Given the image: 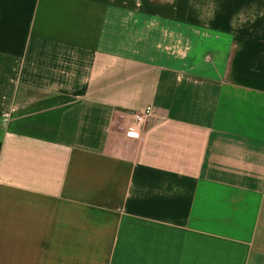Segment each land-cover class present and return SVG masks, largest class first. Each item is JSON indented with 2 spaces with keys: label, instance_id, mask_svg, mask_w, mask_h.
Masks as SVG:
<instances>
[{
  "label": "crops",
  "instance_id": "1",
  "mask_svg": "<svg viewBox=\"0 0 264 264\" xmlns=\"http://www.w3.org/2000/svg\"><path fill=\"white\" fill-rule=\"evenodd\" d=\"M0 264H264V0H0Z\"/></svg>",
  "mask_w": 264,
  "mask_h": 264
},
{
  "label": "built area",
  "instance_id": "2",
  "mask_svg": "<svg viewBox=\"0 0 264 264\" xmlns=\"http://www.w3.org/2000/svg\"><path fill=\"white\" fill-rule=\"evenodd\" d=\"M153 113L151 106H147L144 111L136 112L133 115V123L128 127L126 135L131 138L139 137V130L144 126L146 119Z\"/></svg>",
  "mask_w": 264,
  "mask_h": 264
}]
</instances>
